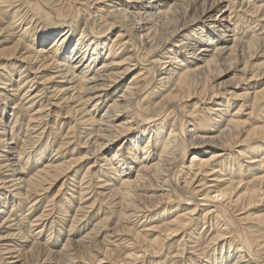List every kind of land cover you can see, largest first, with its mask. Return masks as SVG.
<instances>
[{"label":"bare ground","instance_id":"1","mask_svg":"<svg viewBox=\"0 0 264 264\" xmlns=\"http://www.w3.org/2000/svg\"><path fill=\"white\" fill-rule=\"evenodd\" d=\"M258 2L26 1L48 22L41 28L27 26L17 42L0 50V65L17 60L0 77L11 79L1 81L0 91V264H87L94 251L102 255L96 259L100 264L117 254L111 247L116 235H131L143 244L138 252L119 254L113 263L134 264L164 249L180 230H191L197 222L205 225L220 213L225 227L216 228L210 238L213 247L199 255L200 262L264 264V212L254 210L264 206V114H259L264 112V60L259 58L264 55V32L252 28L251 20L247 24L242 14L264 21V6ZM5 3L16 24L23 12L12 7L15 0L0 1ZM247 55L249 60L241 62ZM17 63L20 78L13 81L17 70L11 67ZM230 73L239 76L236 85L224 84L231 77L219 81ZM23 75L24 81L40 80L42 88L33 95L24 87L22 94ZM48 95L52 99L47 101L53 100L75 122L78 133L72 138L77 140L69 142L68 137L53 148L52 140L60 134L56 131L46 144L33 145L28 152L31 137L15 136L13 129L40 126L43 112L39 108L31 114L32 103L26 106L29 102L20 100L43 101ZM8 110L17 116L10 120ZM75 142L72 153L84 151L65 160V145ZM61 179L57 194L62 199L53 222L48 223L47 208L25 215L18 201L32 194L38 201L41 192ZM173 188L179 199L173 198ZM106 200L118 207L119 216L104 233L107 212L94 219L92 211ZM181 200L194 201V208H184ZM35 202L25 201L28 211ZM161 209L164 218L177 211L149 229L157 232L154 238L143 234L149 230L135 231L129 225L144 223ZM84 219L92 228L77 233ZM196 263L192 258L191 264Z\"/></svg>","mask_w":264,"mask_h":264},{"label":"rangeland","instance_id":"2","mask_svg":"<svg viewBox=\"0 0 264 264\" xmlns=\"http://www.w3.org/2000/svg\"><path fill=\"white\" fill-rule=\"evenodd\" d=\"M1 1V0H0ZM26 1L27 0H15V3H14V5L12 6L13 8H19L20 9V11H22L23 13L21 14V16H22V19L20 20V21H18L16 24H14V21H13V19H12V17H13V13H12V8H7L8 6H10V4L9 3H5V5L4 6H2V4H0V15H1V17H0V28H5V27H8V26H10L9 27V29L7 30V31H4V32H1V33H4V34H2L1 35V33H0V50L2 49V48H6V47H10L11 45H13L15 42H17L21 37H22V35H23V31L25 30V28L27 27V26H29V25H31V26H29L30 28L32 27V28H41V27H43V25H45V23L46 22H48V19H47V17H46V15L45 14H42L41 13V15H43L42 17H41V15H40V13L38 14V11H35L34 9H33V7L32 6H30L28 3H26ZM251 1H254V2H256V5H257V2L259 1V2H261V3H259L258 5H262V6H264V0H251ZM23 2H24V4H23ZM16 4H17V6H16ZM27 4V5H26ZM188 6L189 4L188 3H184V5H183V7H186V5ZM28 6V7H27ZM31 7V8H30ZM263 9H264V7H262ZM16 9H14V10H16ZM4 10V11H3ZM13 10V11H14ZM8 11V13H6ZM26 12V13H25ZM38 14H36V13ZM245 11H243L242 12V14H243V17H245V19H246V21H247V24L249 23L250 24V22L252 21L253 23H251V25H253V26H251L252 28H254L255 30H257L258 28H261V30H260V32H264V21H262V20H255L256 18L255 17H252V15H248V14H250V13H248L247 14V16H246V13H244ZM12 13V14H11ZM24 15V16H23ZM37 15V16H36ZM32 18H31V17ZM251 16V17H250ZM25 17V18H24ZM45 17H46V19H45ZM247 17V18H246ZM249 18V19H248ZM3 19V20H2ZM4 19H6V20H4ZM29 20V21H28ZM33 20V21H32ZM249 20H251V21H249ZM255 21V22H254ZM22 22V23H21ZM9 23L11 24V25H9ZM3 24V25H2ZM4 24H6L5 26H4ZM246 24V25H247ZM8 25V26H7ZM16 25V26H15ZM20 26V27H18V26ZM2 26V27H1ZM35 26H37V27H35ZM13 27V28H12ZM20 28V29H19ZM31 28V29H32ZM13 29V30H12ZM21 30V31H20ZM9 31V32H8ZM6 32H8V34L9 35H7V33ZM12 32V33H11ZM18 32H20V33H18ZM15 33V34H14ZM16 33H18V34H16ZM7 35V36H6ZM17 35V36H16ZM2 36V37H1ZM10 36V38H8ZM13 38H12V37ZM18 36H20L18 39H17V37ZM3 37H5V38H3ZM13 40H12V39ZM15 40V41H14ZM12 43V44H11ZM259 47V46H258ZM22 51H25V50H22ZM258 56H260V53H258ZM260 58V60L262 61V60H264V55H262L261 57H259ZM14 60V61H13ZM244 60H249V55H247L245 58H241V62L242 61H244ZM4 61V60H3ZM17 60L16 59H12V61H6L4 64H3V62H2V64L3 65H0V69H1V71H0V77H2V72H4V71H6V69H7V67L11 64V62H16ZM6 64V65H5ZM19 63H17L16 64V67L14 66V67H11V69H16L17 71L15 72V75H14V80L13 81H15V80H18L20 77H19V73L20 72H18V69H19V65H18ZM7 66V67H6ZM5 69V70H4ZM30 72V71H29ZM4 74H6V73H3V75ZM218 73H215L214 75H213V79H214V77H215V75H217ZM7 75V74H6ZM7 76H9V75H7ZM155 76V75H154ZM154 76H153V78H154ZM231 76H233V73H230V74H228L227 76H224L223 78H221L219 81H223V79H228L229 77H231ZM236 77H231V78H229L224 84H232V85H236L237 83H238V81H239V76H237V75H235ZM32 78V77H31ZM31 78H29V79H31ZM10 79V77H7L6 79H4V80H1L0 79V91L2 90V89H4V84H3V82L5 83V81L7 80V81H11V79ZM24 79H25V77H24V75H23V77H22V80H23V82H24V86H23V88L22 89H24V87H26L27 89H28V87L30 88L29 90H30V92H32L33 93V95L35 94V92H37L38 90H40L42 87H38V85H40V80H38V79H36V80H34L33 82H31V81H29V80H25L24 81ZM1 81H3L2 83H1ZM21 81V80H20ZM264 81V80H263ZM25 82H26V84H25ZM30 82V83H29ZM37 82V83H36ZM33 85H32V84ZM30 84V85H29ZM262 84H264V83H262ZM3 87H2V86ZM32 85V86H31ZM261 87V85H259V88ZM26 88L21 92L22 94H24L25 93V90H26ZM39 88V89H38ZM37 90V91H36ZM29 92V93H30ZM28 95V94H27ZM49 96V95H48ZM51 96V95H50ZM50 96L49 97H46L45 96V98H43V101L41 100H39V99H41V98H37L36 100H34L33 102H31V99L30 98H27V99H23L22 98V100H20L21 98L20 97H22V95H20V97H17V99H19L20 101H23V103H27V102H29V103H27L26 104V106H30V103H32V107H30L32 110H30V113L31 114H34L35 113V111H37L39 108L40 109H42V119H41V121H39V123H40V126L38 125L37 127L36 126H34L33 124L34 123H32V125L33 126H31L30 128H29V131H26V126H25V122L29 119L28 118V116L27 115H31L30 113H28L25 117H27V118H25V120L23 121V125L25 126V127H23L22 129H18V130H16L18 127H15L14 129H13V134L15 135V136H19V137H22V138H25L26 136L29 138V137H31L30 138V140H28V142H29V146H28V152H30V151H32L34 148H33V145H34V147H38L40 144H46L48 141H49V139L51 140L52 139V137L53 136H55V132L56 131H58L60 134L59 135H57L56 137H55V139L54 140H52V143H53V148H54V145H55V148H57V146H59L60 145V142L62 141V142H64L63 140H67V138L68 137H71V140L69 141V140H67V141H69V142H72V141H76L77 140V138H72L73 136H74V134L73 133H78V130L76 129V128H74V123H73V120L71 119V117H66V115H65V110H62L61 112L62 113H60L59 111H58V109H56V107H54L51 103H53L54 101L53 100H51V103L50 102H48L47 100H48V98H50ZM201 97V96H200ZM50 99H52V98H50ZM196 100L195 101H198V99L199 98H195ZM26 100V101H25ZM40 101V102H39ZM44 102H46V103H44ZM40 104H43V107H41L40 106ZM201 104V103H200ZM36 105V106H35ZM47 105V106H46ZM1 106H2V102L0 101V114L2 113L1 112ZM194 105H192V109H196L197 111L198 110H200V108H195V106L193 107ZM202 106H204V104H202ZM50 108V109H49ZM9 109V108H8ZM34 110V111H33ZM263 110H264V108H263ZM263 110H261V111H263ZM32 111V112H31ZM46 111V112H45ZM50 111V112H49ZM14 113V111H11V110H8V113H7V115H9V113ZM34 112V113H33ZM10 113V114H11ZM60 113V114H59ZM48 114V115H47ZM259 114L260 115H263L264 114V112H260L259 111ZM9 116H11V118H9L10 120L15 116H17V115H9ZM57 116H59V117H57ZM63 118H62V117ZM19 117H22L21 116V114L19 115ZM44 117V118H43ZM47 117V118H46ZM47 119V120H46ZM50 123H49V122ZM68 121V122H67ZM39 123H35V125L36 124H39ZM69 123V124H68ZM72 123V124H71ZM204 123V122H203ZM46 124H47V126H46ZM18 125H19V123H18ZM46 126V127H45ZM41 127V128H40ZM2 126L0 125V130L2 131ZM45 128V129H44ZM24 130V131H23ZM36 130H37V132H36ZM20 131V132H19ZM22 131L24 132L23 133V135H21L22 134ZM44 131V132H43ZM26 133V134H25ZM27 133H29V135H27ZM33 133V134H32ZM42 133V134H41ZM44 134V135H43ZM68 134V135H67ZM21 135V136H20ZM31 135V136H30ZM80 135V134H79ZM38 136V137H37ZM51 136V138H49ZM63 136V137H62ZM33 137H34V139H36V140H34L33 139ZM61 137V138H60ZM21 138V139H22ZM64 138H66V139H64ZM39 140V141H38ZM34 141H36V142H34ZM31 143V144H30ZM58 144V145H57ZM76 144V142L75 143H69V144H67V145H65V150H64V152H63V154L61 155L62 157H65V160H69V159H71L72 157H73V155L75 156V157H80L81 155V150L82 151H84V149H81L80 151H75L74 153H72L73 151H74V146L73 145H75ZM35 145H38V146H35ZM32 146V147H31ZM69 146V147H68ZM30 147V148H29ZM67 147V148H66ZM6 149V147L4 146L3 147V149ZM32 148V149H31ZM29 149H30V151H29ZM72 149H73V151H72ZM49 152V154L51 153V150L50 151H48ZM84 153V152H83ZM72 156V157H71ZM68 158V159H67ZM32 160L33 159H31V161H29V162H32ZM80 162H78L77 164H79ZM177 169V168H176ZM5 173H8V172H5ZM1 174V173H0ZM66 179V178H65ZM64 179H61V181H59L58 183L56 182L55 183V185H53L50 189H49V191H47V192H41L40 194V196L41 197H39V199H38V201H36L35 200V198L37 197V194H32V195H29L30 197H28V198H25V199H23L21 202L20 201H18V203L20 204V208H21V205L22 206H24V210H25V215L27 214V213H30V214H34L38 209H40V210H38L37 212L39 213L41 210H43L44 208H47L46 210V213H49V217H48V223L50 224V223H52L53 222V218L51 217V216H57L58 215V212H59V204H58V201H60L61 199H62V197H61V195H59V194H57V192H58V190H59V188H60V186H61V182L63 181ZM71 188V187H70ZM6 193V192H5ZM56 195H58V196H56ZM32 196V197H31ZM56 196V198H54ZM173 198L174 199H176V198H178V193H177V191L173 188ZM54 198V199H53ZM61 198V199H60ZM199 198H201L200 196H199ZM31 200V201H29V200ZM179 199V198H178ZM57 200V201H56ZM108 200V199H107ZM103 201L102 202V204L101 203H98V204H96L95 205V207H97L96 208V210H94V211H92L93 212V215H95V217H94V219L96 218H98V217H102V216H105V213H106V215H108L109 216V218L110 219H108V222H107V226H105L106 228V232H105V229H104V233H107V230H108V228L109 229H111V227H114L115 226V224H116V222H118V213L119 212H117V211H119V210H117V208H116V206H115V204H113V203H110L109 204V202H111L110 200L109 201ZM25 201L27 202V203H32V202H35V205L33 206V210L31 211H28V208H29V205L26 203L25 204ZM106 202H108V203H106ZM181 202H184L186 205H185V207L184 208H187V206H191L192 208H194V205H193V203H195L194 201H187V200H185V201H182L181 200ZM104 203H105V206H103L104 205ZM46 204H47V206H46ZM108 205V206H107ZM46 206V207H45ZM115 206V207H114ZM262 207H260V208H255L254 210L255 211H257V212H264V206L263 205H261ZM108 207V208H107ZM114 207V208H113ZM37 208V209H36ZM54 208V209H53ZM112 208V209H111ZM53 211H52V210ZM103 209V210H102ZM116 209V211H114ZM183 209V208H182ZM50 210V211H49ZM55 210V211H54ZM105 210V211H104ZM261 210V211H260ZM102 211H104V212H102ZM176 211L177 210H174V212L173 213H169V215H167V216H165L166 218H164L163 216H162V214H163V212H164V209H161L158 213H152L151 214V217H149L144 223H143V220L141 221V223L140 222H137V221H139V220H134L135 222H132L131 224H129L130 226H131V228L132 227H134L133 229L135 230V231H143L144 230V228L146 229V231L147 230H149L151 227H154V226H159V225H162V223L164 224L167 220H165V219H167L168 218V220H169V218L171 219L172 218V216L176 213ZM253 211V210H252ZM27 212V213H26ZM102 212V213H101ZM21 214V212H17V213H13L12 214V217L14 218V217H16L17 215H19V214ZM52 213V214H51ZM95 213V214H94ZM104 213V214H103ZM29 214V215H30ZM235 214L237 215V214H239V212L237 213V212H235ZM221 215H222V213H220V216H218L217 218L216 217H211L210 219H208L207 220V222H209V223H205V225H203V223L201 224V222H197L196 223V225H198L197 227L196 226H194L193 228H191V230H193L192 231V233H191V230L190 229H186V231L184 230V229H182V230H180L179 232H180V234H179V232L177 233V235H174L172 238L170 237V239H167L166 240V244H165V246H164V249L162 248L160 251H158V252H156V253H154V254H150V255H148V254H146V256H144V257H141V258H139L138 259V261L137 262H135L134 264H152L153 262V264H157V263H159V264H161V263H163V262H169L168 264H191V262H192V258L193 259H196V261H197V263L196 264H202L201 262H200V260L201 259H199L200 257H199V255H201V253L202 252H204L205 250H209L210 248H212L213 247V244H211L210 243V238H211V235L212 236H214L216 233H215V230H216V228H223V227H225V225H224V219H223V217H221ZM194 216H196V215H194ZM113 218V219H112ZM194 218H198V217H194ZM221 218V219H220ZM93 219V220H94ZM217 219V220H216ZM117 220V221H116ZM210 220L212 221V222H210ZM214 220V221H213ZM221 220V221H220ZM218 221V222H217ZM216 222V223H215ZM222 222V223H221ZM80 223V222H79ZM83 223V224H82ZM110 223V224H109ZM136 223H138V224H136ZM146 223V224H145ZM219 223V224H218ZM48 224V225H49ZM85 224V225H84ZM210 224V225H209ZM233 224H234V226H236V227H238V223L237 222H233ZM80 225V226H79ZM79 225H77L78 226V228H81L77 233H79V232H82V231H87L88 230V226H89V228H92V225H90V224H88V222H85V219L79 224ZM83 225V226H82ZM141 225V226H140ZM200 225H202V226H200ZM221 225V226H220ZM50 226V225H49ZM85 226H86V228H85ZM129 226V227H130ZM137 227V230H136V227ZM144 226V227H143ZM219 226V227H218ZM83 227V228H82ZM208 227H209V230H208ZM235 227V228H236ZM139 228V229H138ZM221 228V229H222ZM213 229V230H212ZM212 230V231H211ZM198 231V232H197ZM203 231V232H202ZM206 231H208V232H206ZM210 231V232H209ZM76 232V231H75ZM144 233V235H146L148 238H154L155 236H156V231H151V230H149V232H145V230L143 231ZM201 234H200V233ZM236 232V231H235ZM2 233H3V231H2ZM46 233L48 234V233H51V231L48 229L47 231H46ZM183 233V234H182ZM186 233V234H185ZM187 233H189V234H191V237H190V235L187 237ZM197 233V234H196ZM0 234H1V232H0ZM195 234V235H194ZM208 234V235H207ZM210 234V235H209ZM103 235V234H102ZM179 235V236H178ZM193 235V236H192ZM197 235V236H196ZM232 234H229V236H231ZM120 236V237H119ZM122 236H123V238H122ZM176 236V237H175ZM228 236V237H229ZM127 237V238H126ZM183 237V238H182ZM198 237V238H197ZM203 237V238H202ZM205 237V238H204ZM100 238L101 237H98V238H95L94 240L93 239H91L92 241L91 242H93V243H97L98 242V240H100ZM117 238V239H116ZM199 238H201V239H199ZM118 239H120L119 241H118ZM122 239H123V241H122ZM129 239V240H128ZM131 239V240H130ZM173 239V240H172ZM185 239V240H184ZM188 239H189V241H188ZM194 239V240H193ZM198 241H197V240ZM113 240H114V246H115V248H114V246H111V247H113V249H117L116 251H118L117 252V254L115 255V256H113V257H111L110 259L109 258H106V259H104L100 264H113L114 263V261H115V257L116 256H118L119 254H123V256H125L126 254H128V253H131L132 251L133 252H138V251H140L141 250V248L139 249V247H142V245L143 244H140V243H138L131 235H116L114 238H113ZM117 240V241H116ZM128 240V241H127ZM181 242H179V241ZM187 240V241H186ZM200 240V241H199ZM203 240V241H202ZM137 243H136V242ZM194 241V242H193ZM118 242V243H117ZM176 242H177V244H176ZM179 242V243H178ZM184 242H186V243H188V244H186V243H184ZM191 244H190V243ZM198 242H200V243H198ZM117 243V244H116ZM134 244V247L135 248H133V245L132 244ZM136 243V244H135ZM118 244H120V245H118ZM172 244V245H171ZM175 244V245H174ZM183 244H185L184 246H183ZM198 244V245H197ZM211 244V245H210ZM126 245L128 246V247H126ZM136 245V246H135ZM180 245V246H179ZM116 246H117V248H116ZM173 246V247H172ZM182 246V247H181ZM187 246H189V247H187ZM196 246L198 247V248H196ZM137 247V248H136ZM167 247V248H166ZM170 247V248H169ZM194 247V248H193ZM205 247V248H204ZM119 248V249H118ZM196 248V249H195ZM201 250H200V249ZM132 249H134V250H132ZM188 249V250H187ZM190 249V250H189ZM193 249V251H191ZM200 251H199V250ZM222 249V247H219V250H221ZM195 250V251H194ZM197 250L200 252H197ZM163 251V252H162ZM182 251H184L183 253H181ZM187 251V252H186ZM191 251V252H190ZM186 252V253H185ZM93 253H95V256H94V259H93V261L91 260V262H88L87 264H99V263H97V261H96V259H98V258H100V256L102 257V255H100L101 253L100 252H96V251H94ZM220 253V252H219ZM160 254V255H159ZM182 254V255H181ZM191 254V255H190ZM165 255V256H164ZM184 255V256H183ZM187 255V256H186ZM197 255V256H196ZM149 256V257H148ZM155 256V257H154ZM191 256V257H190ZM159 259H158V258ZM195 257V258H194ZM143 258V259H142ZM144 262H143V261ZM146 260H149L147 263H146ZM162 260H163V262H162ZM191 260V261H190ZM152 261V262H151ZM224 264V263H223Z\"/></svg>","mask_w":264,"mask_h":264}]
</instances>
